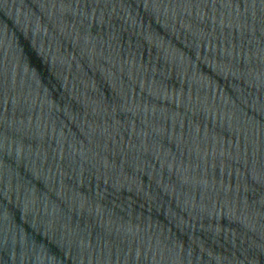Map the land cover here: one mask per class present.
<instances>
[{"label":"water","instance_id":"obj_1","mask_svg":"<svg viewBox=\"0 0 264 264\" xmlns=\"http://www.w3.org/2000/svg\"><path fill=\"white\" fill-rule=\"evenodd\" d=\"M0 264H264V0H0Z\"/></svg>","mask_w":264,"mask_h":264}]
</instances>
